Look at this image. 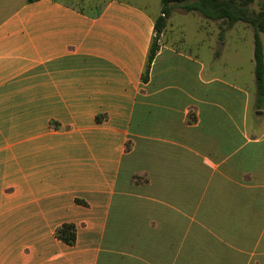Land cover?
<instances>
[{"label":"crops","instance_id":"1","mask_svg":"<svg viewBox=\"0 0 264 264\" xmlns=\"http://www.w3.org/2000/svg\"><path fill=\"white\" fill-rule=\"evenodd\" d=\"M157 2L0 7V264H264L254 30L176 6L144 81Z\"/></svg>","mask_w":264,"mask_h":264},{"label":"trees","instance_id":"2","mask_svg":"<svg viewBox=\"0 0 264 264\" xmlns=\"http://www.w3.org/2000/svg\"><path fill=\"white\" fill-rule=\"evenodd\" d=\"M38 0H28L29 3ZM161 15L155 22V37L153 39L144 81L148 80L149 72L159 50V40L168 25V20L176 6L188 13H198L204 19L219 22L220 36L242 23L253 28L255 34V76L258 100L264 96V48L260 34H264V0H161ZM257 4L259 10L252 11ZM100 118H98V121ZM56 238L68 246H74L77 241V229L74 224H64L56 230Z\"/></svg>","mask_w":264,"mask_h":264},{"label":"rangeland","instance_id":"3","mask_svg":"<svg viewBox=\"0 0 264 264\" xmlns=\"http://www.w3.org/2000/svg\"><path fill=\"white\" fill-rule=\"evenodd\" d=\"M25 1L27 0H3V2L1 3L0 7L3 4H6L7 8L13 9L16 7V9L20 8L22 6V4L25 3ZM74 1V3L76 5L79 6V8H81L82 10L86 11V12H90V13H95L98 12V10L104 5V3H106L108 0H72ZM137 1H141V0H137ZM158 0H153V3L151 5H149V8L151 11L156 12L157 9V5H158ZM161 5V3H160ZM5 8V7H4ZM252 11L256 12L259 10V7L257 4H254L252 7ZM3 9L0 8V14L4 15L2 12ZM178 12V13H177ZM177 12H174L173 14V19L174 21L177 22H182V21H186L187 22V26L189 29H192L194 24H195V17L194 14L195 13H187L186 11L182 10V9H178ZM185 14V15H180V14ZM201 16V15H200ZM203 18V17H202ZM244 26V27H243ZM215 27L217 28V24H215ZM246 25L241 23V29L245 28ZM246 28H250L253 30V28L251 27H246ZM264 36V34L262 35ZM245 45L242 46V51L245 52V54H248V52H253L254 51V38L253 36L246 38L245 39Z\"/></svg>","mask_w":264,"mask_h":264}]
</instances>
